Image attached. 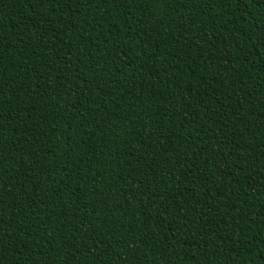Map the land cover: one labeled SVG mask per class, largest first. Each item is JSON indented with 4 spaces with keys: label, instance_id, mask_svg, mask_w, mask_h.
Wrapping results in <instances>:
<instances>
[{
    "label": "trees",
    "instance_id": "trees-1",
    "mask_svg": "<svg viewBox=\"0 0 264 264\" xmlns=\"http://www.w3.org/2000/svg\"><path fill=\"white\" fill-rule=\"evenodd\" d=\"M0 264H264V0H0Z\"/></svg>",
    "mask_w": 264,
    "mask_h": 264
}]
</instances>
